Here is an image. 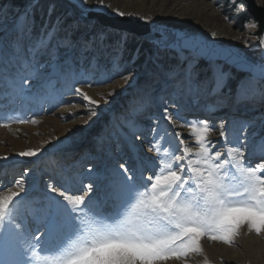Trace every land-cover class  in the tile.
Masks as SVG:
<instances>
[{
    "label": "snow or ice",
    "instance_id": "snow-or-ice-1",
    "mask_svg": "<svg viewBox=\"0 0 264 264\" xmlns=\"http://www.w3.org/2000/svg\"><path fill=\"white\" fill-rule=\"evenodd\" d=\"M82 2L87 4L88 0ZM236 9L243 11L245 4H238ZM113 11L117 16L125 15ZM251 27L257 25L252 23ZM15 29L11 52L0 46V62L16 69L8 75H4L8 68L0 72V96L8 101L0 105V127L39 123L22 118L11 107L32 92L25 87L31 81H42L39 93L44 99L53 95L57 83H62L69 91L83 95L86 116H97L98 101L82 93L84 87L94 84L76 70L87 42L58 39L55 29L32 39L27 12L17 18ZM25 37L30 40L27 47ZM258 39V47H264V35ZM155 44L158 57L164 52L179 61L165 73L175 96L191 97L203 92L223 98L230 75L216 63L223 59L245 73L235 94L229 95L230 103L251 109L264 105V63H252L181 38L165 37ZM40 57L46 59L41 63ZM200 58L212 66L210 80L196 79L193 67ZM130 75L121 73L120 79L126 82ZM101 99L109 102L106 96ZM167 103L161 119L173 129L188 128L189 137H182L180 131L160 134L156 121L148 146L155 159L141 156L138 146L130 144L133 155L106 173L89 169L85 177L59 185L49 182L46 194L27 204L20 193L25 191L28 170L13 185L0 187V264H189L193 256H203L204 264H208L202 247L204 239L233 246L245 226L248 233L264 235V163L252 166L245 157L247 137L230 141L223 121L218 127L207 118L188 121L179 105L172 112L174 102ZM5 107L10 108L7 113ZM249 126L254 127L255 122L244 121L242 130ZM214 132L224 140L220 148L216 147L220 141L209 139ZM134 135L136 140L141 139L139 134ZM166 136L172 139L166 140ZM188 139L194 143L190 145ZM39 153L40 149H30L17 156L31 158ZM7 160V156H0V161ZM101 183L102 197L94 194V190H101Z\"/></svg>",
    "mask_w": 264,
    "mask_h": 264
},
{
    "label": "rangeland",
    "instance_id": "rangeland-1",
    "mask_svg": "<svg viewBox=\"0 0 264 264\" xmlns=\"http://www.w3.org/2000/svg\"><path fill=\"white\" fill-rule=\"evenodd\" d=\"M203 1L206 4L213 5L223 17H228V19H226L228 24H232V29L240 34L248 54L257 61L264 63V47H258V37L261 36L259 35V23L248 14L247 5L244 0ZM255 1L259 6V0ZM26 3L27 6L23 8L10 7L6 3L0 2V46H2L6 52H11L12 42L17 36L15 29L17 18L21 17L25 12H27L29 20L32 23V39L39 37L41 33L46 30L51 31L55 29L58 39L68 37L73 41L87 42L88 48L79 58L76 70L83 73L84 78L94 84V87H84L82 93L86 90L103 91V93L101 92L102 94H99V99L103 106H99V108L96 109L98 113L96 121L88 127H84L86 130L76 133V138H74L69 145L53 148V145H50V143L55 140L54 137L50 142H46V146L42 147L44 153L41 156L27 157L25 159L16 157V159H12L8 164L0 163V187L6 188L7 186L13 185L16 180L24 175L25 170H28L27 177L25 178V191L21 192L25 195L28 194V198L23 202L24 204H27L29 200H38L44 196L39 193V191L35 190V187L40 185L41 182L45 183L42 188L46 191L49 182L59 185L69 179L85 177L89 169H92L93 172H102L101 174L106 173L108 169H111L119 163L117 158L119 153H124V160H127L128 157L132 155L128 146L130 145L129 139L136 140L134 134H142V137H144L143 139H145V143L141 147L142 152L144 150L143 156L155 159L154 153L148 151V146L153 139L151 130L153 127H157L156 121H159L158 127L160 134H163L165 131H180L182 137H189L188 128L176 130L173 129L167 121L161 119L163 115V106L169 101L174 102L171 107L172 110L170 109V111L176 112L178 110L176 105H179L181 115L188 121L207 117H209L207 119L210 120V116H207L208 112L206 111L207 108L209 109L210 107L213 110H210V115L213 114V112H222L219 117H223V119L227 121L224 124L227 136L229 137L231 133L230 129L237 127L241 136L243 138L247 137V140L244 141V143H247L245 157L250 160L252 166L264 163V155L253 157L254 151L264 146V105L257 106L254 113H251V108L244 106L239 108L235 107V112L234 109L232 112L229 110L226 112L222 111L223 105L229 101V95L235 94L236 85L244 78L245 74H239L234 69L222 63H217L222 65L223 71L230 75L227 80V87L223 89V98H219L216 104L213 102L210 103L208 100L204 102V100L200 99V94L193 95L192 97H177L172 95L165 100L162 99L159 94L162 91L169 92L170 89H175L173 85H170L171 88L169 90L165 87L169 86L165 83L172 84L167 81L165 73L179 63L174 55L160 52L158 57V49L154 44H148L125 33L104 29L96 21L81 22L79 15H83L86 10L73 2L66 0H26ZM240 3L245 4V9L238 12L236 6ZM113 9L119 11L122 9L126 16L135 17L137 20L175 28L173 22L146 15L144 12L135 11L119 5L109 7V12L115 13ZM141 17H143V19H141ZM252 23H255L257 27H251ZM81 27H84L82 33H86V37L79 34L81 32ZM181 29V32L201 33L191 27H182ZM207 37L212 41H220L226 46L233 47L232 45H235V43L217 38L216 36L207 35ZM29 43L30 40L28 37H25V47H27ZM61 51H63V49H61ZM4 59H7V56H5ZM39 59L42 63L46 57H40ZM4 68L9 69V72L4 73V75L15 73L16 71L10 64L0 62V72H2ZM44 71L48 70L46 69ZM127 72H131V75L128 81L125 82L120 79V76L121 73ZM193 72L196 74V79L198 81H205L211 79L213 69L211 64H206L198 59L194 64ZM156 73L161 74L162 77L158 76L159 74ZM161 78H163V81L160 82V84L163 83L162 89L161 92H158L160 91L158 88L152 87L155 84L154 82H157ZM105 80H110L111 82L104 83ZM41 83L42 81H31L26 85L25 87L31 88L32 92L22 100L17 101L15 106L12 107L16 108L19 115L26 120L35 119L41 121L44 117L50 118L55 112L65 109L66 106H74L75 102L77 104V102L83 98L82 94L69 91L62 83L56 84L54 93L50 98H41V94L39 93V86ZM76 86L80 85L76 84ZM109 92H114L115 95L108 96L107 94ZM102 95L107 97L108 103H105L104 99H101ZM205 96H207V94H205ZM186 99L189 100L186 102ZM5 102H7L6 98ZM81 103L82 105L85 104L84 101ZM198 104L204 105L203 109H200L199 112L196 110ZM47 108L48 115L43 117L44 114L42 115V112ZM193 108L196 110L195 114L194 112L190 113V109ZM186 110H188L187 114L191 116H185ZM82 112L83 113L79 114L74 113L75 115L71 112L68 116H66L67 114H63L62 121L59 122V125L70 127L72 124H75L74 127L80 128L77 123L84 121V123L87 124V122L93 118H89L85 115L86 112ZM244 114L248 115L244 116ZM144 117L150 119L147 125H143L140 122V119ZM246 120L254 121L255 126H249L246 130H242L243 123ZM40 121L38 124L17 123L12 124L10 128H0L7 130V132L14 133L17 135V138L15 137L16 139H23L22 141L26 142L28 140V135L23 134V129L29 127L27 130L24 129V132L30 131L32 127L43 129L44 125H39L42 123ZM15 128H18L20 134L14 132ZM45 134L46 133L43 132V136ZM40 137H42V135ZM165 139L168 140L172 138L166 136ZM209 139L212 141H220V143L216 145L217 148H220L224 143L223 138L219 137L215 132ZM229 140L233 141L230 138ZM187 142L190 145L194 143L192 139H188ZM4 148L13 149V147L8 144H5ZM213 151H215V149H213ZM104 160H106V162ZM45 180L47 181L45 182ZM102 189L103 184L99 192L94 190V194L102 197ZM17 198L19 199L20 197ZM246 230L247 228L245 226L241 232ZM240 236H242V233ZM240 236L237 239L240 240L242 238H240ZM257 237L259 239H264V235ZM241 240L239 242H241ZM235 244L233 245L234 248L236 247ZM203 251L204 255H207V251L204 247ZM198 257L201 258L202 256Z\"/></svg>",
    "mask_w": 264,
    "mask_h": 264
},
{
    "label": "bare ground",
    "instance_id": "bare-ground-1",
    "mask_svg": "<svg viewBox=\"0 0 264 264\" xmlns=\"http://www.w3.org/2000/svg\"><path fill=\"white\" fill-rule=\"evenodd\" d=\"M73 2L77 5H79L81 8L86 10L83 13V17H86L87 14L91 12H102L110 16H117L113 12H109V7L112 6H121L125 7L128 9H133L135 11L139 12H144L146 15H151L155 18L158 19H164L168 20L170 22H173L175 29L182 30L181 28L183 27H191L195 29L196 31H199L201 33H188L192 35H196L200 38H203L204 40L215 44V45H224L220 41H212L210 40L207 35L213 36L212 34L215 33L217 38H222L228 42L235 43V45H232L233 47H230L236 51H239L241 53H244L246 55H249L248 52L245 50V44L242 42L241 36L238 32L234 31L231 27L230 24H228L227 20L225 17H223L211 4H206L204 3L203 0H104L103 5L100 4V0H88L87 4H84L82 0H66ZM258 4L260 7L264 9V4L261 3V0L258 1ZM121 12L122 9L120 10ZM126 16V15H124ZM135 19V17H132ZM137 20V19H136ZM184 33H187L184 31ZM208 39H207V38ZM263 54H264V49H263ZM250 56V55H249ZM158 76H161L159 74ZM163 78L159 79L157 82H154L155 84L153 85L152 88L156 89L158 88L161 92L162 89V82ZM170 82V81H168ZM171 83V82H170ZM172 86V85H171ZM91 89V88H90ZM103 91H98V90H86L84 93H86L89 97H91L92 100L98 101L99 106H103L102 102L100 101V95L102 94ZM175 92V89H170L169 92L162 91L159 95H161L162 99L163 97H168L172 96ZM77 94V93H76ZM216 98V99H215ZM77 99V98H75ZM210 103H218V98L217 97H208L207 99ZM25 101V100H24ZM72 101V100H71ZM84 99L81 98L76 104L74 103V106H66L65 109H61L58 112H55L52 117L45 118L44 116H47V111L48 108L43 110L42 115L43 119L40 121L42 122L39 125H44L43 129L39 128H33L30 131L24 132V129L27 130L26 127L23 129V134L28 135V140L26 142H23V139H16L17 135L11 132H7V130L0 128V156H7L8 160L7 161H0V163H7L10 162L12 159H25L27 157H18L17 153L30 150V149H40L43 146H46V142H50L53 140L55 137V140L50 143V145H53V148H59V147H64L65 145H69L74 138H76L75 134L80 133L81 131L86 130L85 128L88 127L90 124L96 121V117L94 116L91 118L92 120L88 121L87 124L84 123V121H81V123H77L80 128L74 127L75 124H72L70 127H64L63 125H59V122L62 120V115L67 114L68 116L69 113H83L87 112V107L85 102L84 105H82L81 102H83ZM5 102L4 96H0V105L7 104ZM68 103V102H67ZM16 104V103H15ZM15 104L11 105V107L15 106ZM54 105V104H53ZM65 106V102H64ZM164 106H168V103H165ZM163 106V109L165 108ZM202 105V109H203ZM236 106H234L232 103L228 106L227 108L223 109L222 111H233V109ZM232 108V109H231ZM7 109V110H5ZM10 108L5 107L3 110L5 113L9 111ZM172 110V108H170ZM191 110V111H190ZM190 113H192L195 108L190 109ZM255 109L251 110V113H254ZM28 111V110H27ZM187 111L185 112V116H191L187 114ZM196 111V110H195ZM198 111V110H197ZM200 111V109H199ZM208 112L207 116H210V121L215 122L216 125L219 126L220 122L223 121L224 124L227 122L223 117H219L220 113L222 112H213L211 113L210 108L206 110ZM236 109H234V112ZM40 112V111H39ZM204 114V113H203ZM229 114V113H228ZM75 115V114H74ZM248 114H244L246 116ZM70 116V115H69ZM80 121V120H79ZM140 122L143 125H147L150 122V119L148 117H144L140 119ZM217 126V127H218ZM85 127V128H84ZM176 130H181V128H177ZM231 133L228 137V139H232L234 142L237 140H243V137L241 136L239 130L236 128L230 129ZM15 133H19L20 131L18 128H15L14 130ZM43 132L46 133L43 136ZM20 134V133H19ZM42 135V137H40ZM21 136V135H20ZM19 136V137H20ZM46 136V137H45ZM16 137V138H15ZM40 137V138H39ZM129 137V136H128ZM140 140H130V144H137L139 145ZM8 144L9 146H12L13 149L11 148H4V145ZM142 147V146H141ZM138 146V153L143 156L142 148ZM146 150V149H145ZM120 152V151H119ZM125 152V151H124ZM43 148L40 149V153L37 156H41L43 154ZM146 153V152H145ZM264 146L258 148V150L254 151L253 157H260L263 156L264 154ZM133 155V153H132ZM36 156V157H37ZM116 157V156H115ZM264 157V156H263ZM117 158L119 162H122L124 160L125 156L124 153H119L117 155ZM105 159V158H104ZM106 162V160H104ZM108 161V159H107ZM112 161V160H111ZM115 163V162H114ZM101 164V163H100ZM106 164V163H105ZM116 165V164H115ZM104 168V167H103ZM109 170V169H108ZM41 172V171H40ZM102 173V172H101ZM79 174V173H78ZM147 175V173H146ZM52 176V175H51ZM50 176V177H51ZM47 180H45L46 182ZM45 183H42L40 185H37L35 187V190L39 191L42 195L46 194V191L42 186ZM102 185V183H101ZM28 195V194H27ZM24 193H21V197H26ZM55 195V194H52ZM28 198V196L26 197ZM30 198V197H29ZM18 199V198H17ZM30 201V200H29ZM26 204V203H25ZM242 236H240L241 242H239V239H236V247L234 248L233 246H228L222 243H217V242H209L207 239H204L202 241V246L204 249L207 251V257L208 264H264V239H259L255 233H248L246 231H242ZM262 238V237H261ZM240 243V245H239ZM206 254V252H205ZM201 257V256H200ZM189 264H204V257L202 256L199 258L198 256H193Z\"/></svg>",
    "mask_w": 264,
    "mask_h": 264
},
{
    "label": "water",
    "instance_id": "water-1",
    "mask_svg": "<svg viewBox=\"0 0 264 264\" xmlns=\"http://www.w3.org/2000/svg\"><path fill=\"white\" fill-rule=\"evenodd\" d=\"M247 5V12L259 23V35H264V9L259 7L255 0H244ZM81 22L96 21L102 28L112 31L125 33L127 35L136 37L148 44H155L156 40L167 38L168 40H174L176 38L186 39L189 41H195L199 44L207 47L208 49H214L217 51H223L231 53L235 57L250 61L252 63H261L253 57L236 51L230 47L223 45L212 44L203 38L196 35L181 32L178 29L162 26L157 23H151L148 21L136 20L130 16H110L102 12H91L83 17L79 15ZM157 46V45H156ZM204 63L210 64L207 59L200 58ZM216 63H222L225 66L234 69L239 74H245L238 70L234 65L226 63L223 59H217Z\"/></svg>",
    "mask_w": 264,
    "mask_h": 264
},
{
    "label": "trees",
    "instance_id": "trees-1",
    "mask_svg": "<svg viewBox=\"0 0 264 264\" xmlns=\"http://www.w3.org/2000/svg\"><path fill=\"white\" fill-rule=\"evenodd\" d=\"M1 3H6L7 5H9L10 7L11 6H14V7H25L27 6L26 4V0H0ZM32 2V1H31ZM30 2V3H31ZM29 3V4H30ZM84 27H81V32L79 34H81V36H84L86 37V33H82L83 32V29ZM146 45V44H145Z\"/></svg>",
    "mask_w": 264,
    "mask_h": 264
}]
</instances>
